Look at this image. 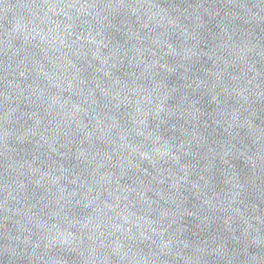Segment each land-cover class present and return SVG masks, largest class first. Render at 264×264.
I'll list each match as a JSON object with an SVG mask.
<instances>
[{
	"label": "water",
	"instance_id": "obj_1",
	"mask_svg": "<svg viewBox=\"0 0 264 264\" xmlns=\"http://www.w3.org/2000/svg\"><path fill=\"white\" fill-rule=\"evenodd\" d=\"M0 264H264V0H0Z\"/></svg>",
	"mask_w": 264,
	"mask_h": 264
}]
</instances>
